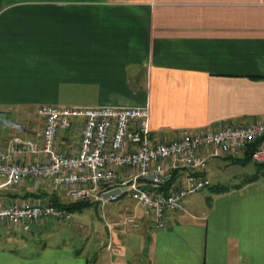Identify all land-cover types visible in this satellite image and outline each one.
<instances>
[{
    "label": "crops",
    "instance_id": "0c3cea01",
    "mask_svg": "<svg viewBox=\"0 0 264 264\" xmlns=\"http://www.w3.org/2000/svg\"><path fill=\"white\" fill-rule=\"evenodd\" d=\"M44 104L146 106L160 142L262 117L264 0H0V148L15 137L39 142ZM79 129L73 121L58 148L74 152ZM128 172L120 169L117 181ZM57 191L26 179L1 186L0 205ZM104 204L100 224L83 227V245L9 238L0 264H264V181L215 192L209 208L186 201L162 229L136 200L109 212ZM124 213L139 225L109 232L106 222Z\"/></svg>",
    "mask_w": 264,
    "mask_h": 264
},
{
    "label": "built area",
    "instance_id": "2783aa9c",
    "mask_svg": "<svg viewBox=\"0 0 264 264\" xmlns=\"http://www.w3.org/2000/svg\"><path fill=\"white\" fill-rule=\"evenodd\" d=\"M43 119L39 142L15 137L0 148V187L26 179L46 180L69 200L106 202L124 192L143 208L157 229L167 226V215L183 207V198L210 182L201 174L207 161L224 155L242 156L252 145L251 160L264 163V116L245 124L225 125L206 131L183 132L169 142L155 141L146 106L72 107L40 105ZM77 121L79 143L74 152L58 148L57 136ZM28 153L38 158L16 162L14 156ZM185 168L167 191L161 190L171 172ZM129 171V178L118 182V171ZM152 175V179H145ZM169 179V180H170ZM119 193L103 197L111 189ZM71 213L50 200L17 197L0 205V225L28 231L37 221L69 219ZM137 227V218L125 213L121 219L106 222L109 232L124 226Z\"/></svg>",
    "mask_w": 264,
    "mask_h": 264
},
{
    "label": "rangeland",
    "instance_id": "374dc122",
    "mask_svg": "<svg viewBox=\"0 0 264 264\" xmlns=\"http://www.w3.org/2000/svg\"><path fill=\"white\" fill-rule=\"evenodd\" d=\"M213 163H217L220 166H216L211 163V165L208 166L207 177L210 181V185H207L203 189L185 196L183 198V206L186 205L185 202L188 201L191 207L197 208L202 206L205 208H209L214 198L215 190H213V187H215V185H219L220 187H227V189H230L236 186H242L245 183L254 182L256 180L264 181V165H257L252 160L245 163H238L224 161L222 159L217 158V160H214ZM34 184L35 186L39 187L40 185H42V181ZM61 193L62 192L60 191L58 197L64 201H68V199L64 197V195H62ZM261 194L263 195V192ZM40 201L44 202L43 200ZM95 203V205L86 207L81 212H72L71 217L69 219L59 218L54 220L49 219L47 221H37L33 223V225H31L28 231L18 230L16 228L15 230L11 226H9L8 229L6 226L0 225V241H2V239H6L0 242V245L10 246L11 243L9 241V238L14 237L21 239L24 238L25 240L35 245H43L49 241H62L66 244H71L73 241L74 243H76V245H83L82 242L85 235H83V227L91 229L95 225L100 224V219L98 217H101L100 209L102 203H105L103 205L104 210L109 212L111 210H116L117 207H125L126 209H128L133 206L132 204L135 203V199L129 194V192H124L120 197L115 200H108L107 202ZM139 208L142 207L139 206ZM124 215L125 213L117 219H121L122 217H124ZM124 227L131 226L127 225Z\"/></svg>",
    "mask_w": 264,
    "mask_h": 264
},
{
    "label": "trees",
    "instance_id": "16d2710c",
    "mask_svg": "<svg viewBox=\"0 0 264 264\" xmlns=\"http://www.w3.org/2000/svg\"><path fill=\"white\" fill-rule=\"evenodd\" d=\"M252 149V145H250L247 150L244 153V156L240 159H234L235 161L241 162V163H245L251 160V156H250V152ZM257 165H264L263 164H258ZM179 176L178 175V169L173 170V172L171 173V179L168 180L163 186H161V190L163 191H167L170 188V185L172 184V182L176 179V177ZM210 185V184H209ZM227 187H223V186H219V185H215V187H213V190H215V192H224L226 191ZM53 205H55L56 207L59 208H63L65 210H67L68 212L72 213V212H81L83 209H85L86 207H90L92 205H95V201L92 200H79V201H72L69 200L68 201H64L62 199H60L58 196L56 195H51L50 199H49Z\"/></svg>",
    "mask_w": 264,
    "mask_h": 264
},
{
    "label": "water",
    "instance_id": "95a60500",
    "mask_svg": "<svg viewBox=\"0 0 264 264\" xmlns=\"http://www.w3.org/2000/svg\"><path fill=\"white\" fill-rule=\"evenodd\" d=\"M145 179H149V180H151V179H152V175H148V176H146ZM169 179H170V176H167L166 180L168 181ZM120 190H121V189H119V188L111 189V190L105 192V193L103 194V197H104V198H107V197H109V196L115 195V194L119 193Z\"/></svg>",
    "mask_w": 264,
    "mask_h": 264
},
{
    "label": "bare ground",
    "instance_id": "6f19581e",
    "mask_svg": "<svg viewBox=\"0 0 264 264\" xmlns=\"http://www.w3.org/2000/svg\"><path fill=\"white\" fill-rule=\"evenodd\" d=\"M207 185H209V182L205 183L204 187L207 186Z\"/></svg>",
    "mask_w": 264,
    "mask_h": 264
}]
</instances>
